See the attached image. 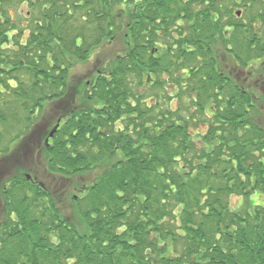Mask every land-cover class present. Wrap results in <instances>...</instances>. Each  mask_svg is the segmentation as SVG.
I'll use <instances>...</instances> for the list:
<instances>
[{"label":"trees","instance_id":"1","mask_svg":"<svg viewBox=\"0 0 264 264\" xmlns=\"http://www.w3.org/2000/svg\"><path fill=\"white\" fill-rule=\"evenodd\" d=\"M213 2L0 0V264H264V56Z\"/></svg>","mask_w":264,"mask_h":264},{"label":"flooded vegetation","instance_id":"2","mask_svg":"<svg viewBox=\"0 0 264 264\" xmlns=\"http://www.w3.org/2000/svg\"><path fill=\"white\" fill-rule=\"evenodd\" d=\"M213 4L217 6L216 10L225 12V6H230L232 1H235L236 5L239 7L234 11L236 18L240 19L244 22V24H249L252 26L244 27L243 31L251 32L249 36V42L251 43L250 50L253 55V63H256L255 57L258 53L261 56H264V0H213ZM208 3V2H207ZM206 4V3H205ZM212 4V5H213ZM206 5H209L206 4ZM200 8V7H196ZM192 9V8H191ZM233 15V13H232ZM225 23V19L223 20ZM229 35V34H228ZM238 35V34H237ZM260 62L261 65H264V57H261ZM239 66L235 68L234 66L229 67V70L233 71L236 80L238 83L241 82V75L239 71ZM256 78V79H255ZM255 78H251L250 84L247 86L249 92H251L252 104L261 106V112H264V70L263 73L256 76ZM244 83V82H243ZM62 105L64 102L61 103Z\"/></svg>","mask_w":264,"mask_h":264},{"label":"rangeland","instance_id":"3","mask_svg":"<svg viewBox=\"0 0 264 264\" xmlns=\"http://www.w3.org/2000/svg\"><path fill=\"white\" fill-rule=\"evenodd\" d=\"M235 9L236 8H234L233 13H235L234 12ZM23 11H24V13H26V11L29 12V10L26 6H23ZM119 48H120V43L116 42L113 45H108V46L104 47L102 50L95 53V55H93V57L91 58L89 64L81 65L75 69V73H78L76 79L83 77L82 76L83 74H85V75L90 74V73H88V71H91L93 69V67H95V65H99L100 62L105 63V61L108 58H111V56L114 54V52H116ZM41 136H44V130L37 131L36 134L34 135V139H35L34 141L36 143L35 146L38 147V149L40 148L39 146H41V141H39V139H41ZM31 151L32 150H30V147L28 145L23 146L22 149H20L18 151V153L16 154V157L14 159L15 162L11 163V165L12 164L19 165L18 168H20V170H23V171L24 170H26V171L31 170V172L37 173L39 180L42 181V183L44 182L47 185V187H49V189H51L53 191L55 189L57 190L59 187H62L63 182H60V180H57L55 177L49 175L46 172H42L40 170V166H42V162H40L41 160L36 158V155H34L35 153L33 152V154H32ZM28 154H30V155H28ZM34 158H35V160H34ZM23 173H27V172H23ZM241 203H243L242 199H239V198L233 199V204L235 205V207H236V205H239ZM261 203H262V198L259 196V194H255L250 198V204H252V205H260ZM1 205H2V203L0 200V211L2 209Z\"/></svg>","mask_w":264,"mask_h":264},{"label":"water","instance_id":"4","mask_svg":"<svg viewBox=\"0 0 264 264\" xmlns=\"http://www.w3.org/2000/svg\"><path fill=\"white\" fill-rule=\"evenodd\" d=\"M55 131H56V130H54V131H53V132L50 134V138H52V137H53V135H54ZM48 142H49V140H47V144H48ZM28 179H30V177H29Z\"/></svg>","mask_w":264,"mask_h":264}]
</instances>
